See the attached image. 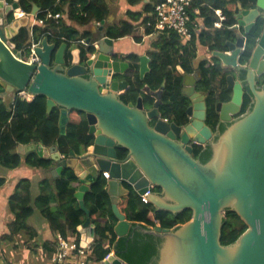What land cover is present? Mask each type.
I'll use <instances>...</instances> for the list:
<instances>
[{
    "label": "water",
    "instance_id": "95a60500",
    "mask_svg": "<svg viewBox=\"0 0 264 264\" xmlns=\"http://www.w3.org/2000/svg\"><path fill=\"white\" fill-rule=\"evenodd\" d=\"M18 9L19 0H0V92L45 97L48 114L54 108L61 109L62 135L67 133L70 112H82L93 137L90 147L68 157L62 156L57 145L18 146L20 154L35 152L40 158L55 162L57 174L68 168L79 178L75 198L86 214L80 229L81 247L86 248L95 238V223L84 198L96 179L108 173L107 191L118 220V237L129 235L133 226L119 209L121 198L131 193L125 183L140 197L150 192L147 200L159 211L193 212L188 223L173 230L136 227L161 240L155 264H264V85L257 89V78L264 73V36L247 67L238 68L246 73L243 83L252 94V110L233 120L241 114L245 91L243 83L228 76L232 99L218 103L216 111L220 123L230 124L216 139L206 124L207 96L196 92L191 82L195 76H185L182 93L192 103L187 110L192 120L180 127L162 119L159 106L165 83L157 92L149 93L150 88H145L155 99L150 110L142 98L136 105L121 100L130 85L116 80V76L125 75L130 65L117 59L115 41L107 36L105 22L96 27L97 32H92L87 41L86 60L82 59L80 48L72 49L71 59L67 60L66 43L56 51V45L44 38L35 49L40 62L34 63L12 40L29 26L31 16L35 17L40 8L33 5L31 16L10 23V16L16 15ZM262 13L264 0H256V8L237 10L236 28L243 27L248 33ZM243 43L244 39L237 36V43L229 42L227 53L214 51L212 55L224 67H235ZM139 61L143 79L150 71V59L142 56ZM194 145L211 149L207 163L194 159ZM118 150L126 151V157L121 159ZM154 188L161 192H154ZM227 210L236 212L248 228L236 243L224 246L221 234ZM102 264L127 263L114 253Z\"/></svg>",
    "mask_w": 264,
    "mask_h": 264
},
{
    "label": "trees",
    "instance_id": "16d2710c",
    "mask_svg": "<svg viewBox=\"0 0 264 264\" xmlns=\"http://www.w3.org/2000/svg\"><path fill=\"white\" fill-rule=\"evenodd\" d=\"M12 3L13 0H7ZM130 5H136L143 0H128ZM162 0H157L161 2ZM245 2L254 4L256 0H195L189 13L191 15V28H196L198 32L211 31L216 36V46L207 45V38L194 33L192 41L193 49L181 46L179 38L175 32H162V39L154 45L155 52H152V60L150 62V71L141 79L136 72L134 77L128 78L130 85L129 91L121 96V100L125 104H137L138 99L142 98L146 109H151L154 104V98L145 91L146 87L151 92L161 90L165 83L162 95V103L159 106L162 117L171 123L185 124L187 122L186 111L190 106L189 99L182 93L184 76L200 73L201 79L198 90L208 94V110L207 125L213 132H217V136L222 134L225 126L220 123L219 115L215 111V104L218 102L215 87L216 82L225 84L229 74L222 69L219 60L214 58L215 64L207 67V62L196 64L198 61L197 42L208 46L210 50L221 47L224 38L221 30L214 29L216 15L214 10H221L227 20L225 27H231L235 24L233 11L236 2ZM22 11L30 15L33 5L40 8L37 13V19H45L46 12L53 14H63L66 12L68 19L77 26L86 27L90 24H102L109 15V7L106 0H19ZM204 4L209 7H201ZM233 4V5H231ZM201 7V13L195 14V6ZM210 6L214 9L211 10ZM148 17H155V6L146 8ZM196 15V16H195ZM145 18L140 26H135L140 20V14L128 12V20L122 22L116 30L109 31V36L119 39L132 36L136 41L141 42L142 37L151 35L155 32V19ZM15 16H10V23H13ZM150 24V25H149ZM132 25V26H131ZM147 26L141 32V26ZM224 27V28H225ZM50 29L58 30L50 33ZM256 35L250 39L249 50L255 44ZM91 34L85 31L79 37V31L68 26L60 20H46L44 26L29 25L22 28L19 34L12 40L16 44L18 50H24L28 53L27 46L32 41L41 43L44 38H48L50 43L56 45V51L63 45H68L66 59H71L72 48L78 47L82 50V59L86 60L84 45L78 43L80 40L88 41ZM75 45V46H74ZM55 51V52H56ZM250 53L247 52L245 59H248ZM55 57V53H54ZM125 60L129 61L132 68L138 67L139 56L137 54H128ZM181 68L182 72L178 69ZM134 71V70H133ZM226 86V85H224ZM2 86L0 85V90ZM7 93L0 92V161L4 167L8 169L18 168L22 164V158L17 153L19 145L41 144L47 148L57 145L59 152L68 157L72 152L79 153L82 148L86 149L93 144V137L89 135V127L86 116L79 111H71L70 120L67 126V133L62 135L60 132L59 120L61 116L60 108H54L50 114L47 112V99L43 96H37L31 102L19 99L15 96L12 103L4 101ZM230 92L226 91L221 95V101H229ZM252 110L251 98L248 96L244 101L241 114L245 115ZM120 158L126 157L127 152L119 150ZM211 149L203 146H193V157L197 161L205 164L211 158ZM52 161L40 158L36 153H30L25 157V163L34 168L47 169ZM61 194V202L55 207L49 202V194H46L48 202L41 204L40 209L43 216L48 220L53 232L61 234L67 238L68 234L77 236V242L80 245V232L78 228L82 226L86 219V214L80 208L75 193L76 188L71 186L72 182L78 180L76 175L65 169ZM3 181L0 180V186ZM125 186L130 189L131 193L121 198L119 209L129 222L132 223V229L129 235L118 237L115 233L117 218L112 209V202L107 191V180L100 176L91 185L90 191L84 198L85 206L90 212V217L95 223V238L91 246V252L88 258V264H102L108 255H115L127 264H155L158 258L161 240L154 236L146 235L140 229H136L138 225L146 228H156L173 230L180 225L188 223L193 216L191 210L183 211L180 214L172 212L159 211L151 204H144L141 197L136 194L131 186L127 183ZM154 192H161L160 188H154ZM45 195V194H44ZM12 210L16 214L17 225H22L31 215L32 209L29 206V200L21 197L12 202ZM59 214L56 215L54 211ZM64 222L62 224V219ZM247 225L241 220L236 212L227 210L224 216V225L221 234V243L229 246L238 241L242 234L247 230Z\"/></svg>",
    "mask_w": 264,
    "mask_h": 264
},
{
    "label": "crops",
    "instance_id": "0c3cea01",
    "mask_svg": "<svg viewBox=\"0 0 264 264\" xmlns=\"http://www.w3.org/2000/svg\"><path fill=\"white\" fill-rule=\"evenodd\" d=\"M106 2L109 7V15L104 21V27L106 29L107 36L115 41L114 52L121 56V61L127 62L128 64L130 63L124 60V58L131 53L137 54L139 58L146 56L151 62V53L155 52L154 45L162 39V34L160 32L155 30V32L151 35H144L141 42L136 41V39L132 36L115 39L109 36L108 33L111 30H116L122 22L128 20V12L140 14V20L137 23H134L135 26H140L145 18L150 17H148L146 8H148V6H156V4H158L157 0H143L136 5H130L128 0H106ZM196 7L199 6L196 5L195 8ZM210 9L214 10L211 6ZM215 11L221 10H214V12ZM24 16H31V14H25ZM36 18L37 16H31L29 25L34 26ZM150 18L155 19V17ZM61 19L68 26L75 27L79 31V37L85 31H89L91 38L92 32H97L96 27H100L98 23H92L86 27L77 26L74 22L68 19L66 12L62 14ZM146 27L147 26L144 27V25H142L141 32H143ZM54 31L56 32L58 30L50 29V33ZM90 38H88V40ZM202 45L203 44L200 42L197 43L198 61L203 59L209 60L212 55L209 51V47L205 45L202 47ZM199 46L201 47L199 48ZM76 48L77 47L72 49ZM138 66H140V61H138ZM178 69L182 71L181 68ZM17 95L7 93V96L4 97V101L12 103ZM22 100H26L28 102L32 101V99ZM16 151L21 156L23 161L18 168L8 169L4 167L0 161V180L3 181L0 186V264H52V258L55 255L58 246V235L61 234L53 232L48 220L41 213L40 205L48 202L46 194H49V202L51 205H55L57 208L60 204L61 194L63 191L62 187H64V179H67L63 176L65 169L60 175L57 174L55 171L56 163L52 160H50L52 162L47 169L30 167L25 163V157L28 154L35 152H29L23 155L18 152V147ZM69 171L74 173L72 169H69ZM71 186L77 189V193L80 186L79 178L77 181L72 182ZM125 188L130 190L126 186ZM21 197H25L29 200V206L32 209V213L22 225H17V217L15 212L12 210V202L20 199ZM54 213L56 215H60L57 210H55ZM61 219L63 224L64 219ZM117 224L118 220L116 221V225ZM80 229L81 226L78 228L79 232ZM63 238L65 240L78 243L76 241L77 236L74 234H68L67 238ZM81 242L82 234L80 232V244ZM91 246L92 244L89 245L90 249Z\"/></svg>",
    "mask_w": 264,
    "mask_h": 264
},
{
    "label": "flooded vegetation",
    "instance_id": "af4514ba",
    "mask_svg": "<svg viewBox=\"0 0 264 264\" xmlns=\"http://www.w3.org/2000/svg\"><path fill=\"white\" fill-rule=\"evenodd\" d=\"M231 1H233V0H231ZM233 4H235V8H234V11H233V18H234V16H235V12L237 11V10H242L243 8H245V7H247V8H250V9H252V8H256V1H255V3L254 4H252V3H250V2H248V3H245V2H242V1H239V2H236V3H233ZM233 4H231V5H233ZM241 4L243 5V7L241 6ZM209 5H206V4H204L203 6H201V7H208ZM201 7H196V9H199V12L201 13ZM222 12V11H221ZM222 14H223V12H222ZM215 15H216V13H215ZM224 15V14H223ZM225 16V15H224ZM225 19L227 20V18H226V16H225ZM226 20H225V22H226ZM224 22V23H225ZM224 23H223V26L220 28V29H217V30H221L222 32H221V34H222V36H223V38H224V42H223V44L221 43V47H217L215 50H210V48H209V51H210V53L212 54L214 51H220V52H222V53H227L228 51H229V49H230V47L228 46L229 45V42H234V43H237V36H240V37H242L243 39H244V43H243V46L241 47V52H240V54H239V56H238V60H237V65L235 66V67H224L223 65H222V62L219 60V64H220V66H221V68L222 69H225L227 72H229V74H228V76H233L234 77V79H235V81L236 82H240V83H243L244 82V79H245V75H246V73L245 72H240V71H238V68H240V67H247V65H248V63H249V61L251 60V57H252V53H253V51L256 49V47L258 46V44H259V42H260V40L263 38V36H264V13H262V15L259 17H257L256 18V23H255V26L248 32V33H246L245 32V29L243 28V27H238V28H236V26H237V22H235V24L234 25H232L231 27H225L224 26ZM225 27V28H224ZM259 29H260V33H259V36H257L256 38H255V44H253L252 46V48L249 50L248 48H249V46H250V39L254 36V35H256V30L257 31H259ZM191 31H192V33H191V38H190V40H188L183 46H186V47H188L189 49H193V45H192V41H193V38H194V33L195 34H198V36L200 35H202V34H204V36L207 38V45H209V46H213V45H215L216 46V42H215V40H216V36H214V34L211 32V31H204V32H198L197 33V29L196 28H191ZM198 43V42H197ZM77 44H79V43H77ZM82 45H84V48H85V50H84V52H85V54H86V49H88V45H87V42H85L84 44H82ZM182 46V45H181ZM195 47L198 49V47H197V44L195 45ZM201 46H199V48H200ZM202 47H203V45H202ZM231 47H232V45H231ZM78 48V47H77ZM81 49V48H80ZM82 50V49H81ZM26 52V51H25ZM247 52L248 53H250V56H249V58L248 59H245V57H246V55H247ZM27 54V53H26ZM214 58H216V57H214L213 55H211V57H210V59L209 60H206V59H203V60H199V61H197L196 62V64L198 63V64H200V63H202V62H207V67H209L210 65H214L215 64V62H214ZM117 59L118 60H120L121 61V56H118L117 57ZM125 60V59H124ZM127 61V60H126ZM129 62V61H128ZM130 63V62H129ZM130 65V68L127 70V73L125 74V75H123V76H116V80H119V81H127L128 82V78H131V77H134L135 76V74H136V72L140 75V66H138L137 68H135V69H133L132 68V65H131V63L129 64ZM150 65V64H149ZM134 70V71H133ZM186 76V75H185ZM185 76H184V82H185ZM188 76H195V80L194 81H191V80H189V81H191V82H193L194 83V87H195V89H196V92H198V93H201V94H204V95H206L207 97H206V104H207V110H208V94H206V93H203L202 91H199L198 90V86H199V82H200V79H201V74L198 72V73H193V74H189ZM228 76H227V78H228ZM141 77V76H140ZM227 78H226V83L225 84H223V83H220V81L218 80L217 82H216V85H215V87L217 88V90H216V97H217V99L216 100H218V102L215 104L216 106H217V104L218 103H223V104H225V103H228V102H230L231 101V99H232V91H230L229 89H228V80H227ZM184 82H183V87H184ZM128 84H129V82H128ZM224 85H226V86H224ZM263 85H264V73L260 76V77H258L257 78V89L258 90H260L262 87H263ZM243 87H244V98H243V105H244V101L246 100V98L249 96L250 98H251V103H252V106H253V97H252V94H251V92H250V90H249V87L247 86V84H245V83H243ZM146 91V90H145ZM226 91H229L230 92V95H231V98H230V100L229 101H221V100H219L220 99V97H221V95H223ZM149 93H153V92H149ZM150 96H151V94H150ZM185 96V95H184ZM152 97V96H151ZM153 98V97H152ZM188 98V97H187ZM189 99V101H190V98H188ZM155 100V99H154ZM154 103H155V101H154ZM154 105V104H153ZM192 105V103H191V101H190V106ZM243 105H242V107H243ZM189 106V107H190ZM216 106H215V111H216ZM188 107V108H189ZM153 108V107H152ZM151 108V109H152ZM147 110H150V109H147ZM188 110V109H187ZM241 110H242V108H241ZM217 112V111H216ZM219 115V114H218ZM240 116H242V114H238L237 116H234L233 117V120H236V119H238V118H240ZM186 118H187V122L185 123V124H178L180 127H185L186 125H188L190 122H191V120H192V118H190L188 115H187V111H186ZM162 119H164L163 117H162ZM164 120H166V119H164ZM207 121V120H206ZM220 121V120H219ZM152 124H153V122H152ZM207 124V123H206ZM221 124H223L224 126H225V129L227 128V126L230 124V123H221ZM214 133V135H215V137H216V139L218 138V134H217V132H213ZM204 147V146H203ZM205 148H207V147H205ZM118 153H119V150H118ZM119 156H120V153H119Z\"/></svg>",
    "mask_w": 264,
    "mask_h": 264
},
{
    "label": "built area",
    "instance_id": "2783aa9c",
    "mask_svg": "<svg viewBox=\"0 0 264 264\" xmlns=\"http://www.w3.org/2000/svg\"><path fill=\"white\" fill-rule=\"evenodd\" d=\"M195 0H162L155 6V30L157 32H166L172 31L175 32L179 38L180 44L184 45L191 38V15L189 10L194 4ZM195 14H200L199 9H194ZM217 15L216 22L214 27L220 29L225 22V16L221 11H215ZM25 13L22 9L16 11L17 19L24 16ZM37 16V15H36ZM62 18L61 14H53L52 12H46L45 19H37L35 25L44 26L46 20H60ZM98 25H100L98 23ZM78 43L84 44L85 40H80ZM37 44L34 42L31 43L29 47H26L30 51L32 62L39 63L40 59L35 53ZM18 98L20 99H32L33 97L29 94L23 92L19 93ZM102 176L109 180L110 176L108 173H103ZM147 194L141 196L142 202L144 204H149L147 200ZM89 245L86 248L81 247L76 242H71L65 240L61 235H58V246L55 255L53 256L52 264H88V258L90 255ZM114 253H111L112 255ZM107 256L106 259L110 257ZM105 259V260H106Z\"/></svg>",
    "mask_w": 264,
    "mask_h": 264
},
{
    "label": "rangeland",
    "instance_id": "374dc122",
    "mask_svg": "<svg viewBox=\"0 0 264 264\" xmlns=\"http://www.w3.org/2000/svg\"><path fill=\"white\" fill-rule=\"evenodd\" d=\"M14 12H15V11H14ZM15 14H16V12H15ZM14 16H15V20H16V19H17V16H16V15H14ZM18 19H19V18H18ZM100 26H101V24H100ZM214 29H216V28L214 27ZM32 42H34V41H32ZM32 42H31V43H32ZM34 43H35V42H34ZM35 44H37V45L39 46L40 43H35ZM30 45H31V44H30ZM30 45H29V46H30ZM29 46H27V47H29ZM38 46H37V47H38ZM29 52H30V51H29ZM24 53H25L24 56H25L26 59H28L29 57H31V54L28 53L27 51H26V52L24 51ZM26 53H27V54H26ZM33 98H34V97H33ZM33 98H32V99H33ZM52 260H53V258H52Z\"/></svg>",
    "mask_w": 264,
    "mask_h": 264
},
{
    "label": "bare ground",
    "instance_id": "6f19581e",
    "mask_svg": "<svg viewBox=\"0 0 264 264\" xmlns=\"http://www.w3.org/2000/svg\"><path fill=\"white\" fill-rule=\"evenodd\" d=\"M132 26V25H131ZM65 157V156H64ZM49 245V244H48Z\"/></svg>",
    "mask_w": 264,
    "mask_h": 264
}]
</instances>
